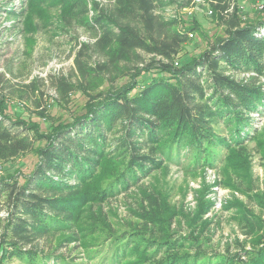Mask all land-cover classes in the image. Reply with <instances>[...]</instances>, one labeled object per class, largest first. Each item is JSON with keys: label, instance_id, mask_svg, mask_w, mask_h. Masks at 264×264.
Masks as SVG:
<instances>
[{"label": "trees", "instance_id": "16d2710c", "mask_svg": "<svg viewBox=\"0 0 264 264\" xmlns=\"http://www.w3.org/2000/svg\"><path fill=\"white\" fill-rule=\"evenodd\" d=\"M59 1L66 8L63 19L96 40L81 44L76 54L78 85L60 78L56 89L61 100L78 89L91 101L83 115L59 123L46 136L0 110V161L35 151L38 156L22 180L0 179V260L9 262L64 260L55 255L57 238L71 235L59 243L63 247L79 238L78 216L91 198L105 202L112 193L137 186L165 166L171 145L184 144L205 163L213 147L239 153L254 138L252 115L264 111V22L248 23L237 8L232 10L233 0H205L219 16L222 35L200 58L181 66H174V58L191 33L160 14L172 0H113L110 7L90 0ZM193 1L184 0L183 6ZM258 1L264 15V0ZM139 52L151 61L145 64ZM95 56L101 60L93 64ZM241 75L248 78H237ZM138 76L142 81L117 88L118 81ZM105 83L107 88L100 90ZM223 123L232 126L229 138L216 134L215 127ZM119 161L125 169L116 188L91 194L89 187L107 162L118 168ZM246 218L252 233L264 232V223ZM131 241L115 238L111 246L125 251ZM148 248L152 253L143 255L146 264H211L218 257L195 239L154 240ZM242 254L247 257L242 264H264V249ZM230 257L231 264L241 261Z\"/></svg>", "mask_w": 264, "mask_h": 264}, {"label": "rangeland", "instance_id": "374dc122", "mask_svg": "<svg viewBox=\"0 0 264 264\" xmlns=\"http://www.w3.org/2000/svg\"><path fill=\"white\" fill-rule=\"evenodd\" d=\"M90 1L104 7L113 4V0ZM195 1L184 7V0H172L171 6L160 11L166 20L178 21L180 28L191 33L174 58V66L200 58L223 32L218 14L210 13L212 7L205 0ZM232 2V10L237 8L248 23L264 22L261 1ZM65 9L59 0H0V110L15 120L30 122L37 134L45 136L59 123L83 115L91 101L78 89L61 100L56 89L60 78L78 85L76 54L81 44L96 40L77 23L66 22ZM139 54L145 64L151 61L144 53ZM99 60L95 56L92 63ZM237 78L247 79L248 75ZM136 81L142 78L122 79L117 88L132 86ZM107 86L100 85V90ZM252 119L250 134L254 138L239 153L213 147L211 161L205 163L202 155L184 144L171 145L166 149L165 166L137 186L114 192L105 202L91 198L78 216L79 238L63 247L59 243L63 245L71 235L58 236L55 255L65 259L55 264H146L143 255L152 253L148 248L151 241L176 238L195 239L210 254H217L211 264H231L230 256H236L242 264L247 258L243 251L264 249V232L252 233L246 223L247 216L264 223V111L252 115ZM215 130L220 137L233 135L232 126L224 123ZM37 162L36 151L0 161V179L28 176ZM124 169L123 162L118 168L107 162L95 185L89 187L90 193L115 189ZM122 237L133 241L125 251L112 249L113 239ZM135 246L139 250H134ZM0 264L27 263L2 259Z\"/></svg>", "mask_w": 264, "mask_h": 264}, {"label": "built area", "instance_id": "2783aa9c", "mask_svg": "<svg viewBox=\"0 0 264 264\" xmlns=\"http://www.w3.org/2000/svg\"><path fill=\"white\" fill-rule=\"evenodd\" d=\"M197 2H201V0H197ZM210 13H212V12H210ZM176 65H178V63H176Z\"/></svg>", "mask_w": 264, "mask_h": 264}]
</instances>
